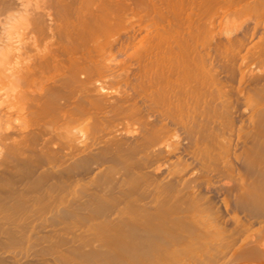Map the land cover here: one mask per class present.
<instances>
[{
	"label": "bare ground",
	"instance_id": "6f19581e",
	"mask_svg": "<svg viewBox=\"0 0 264 264\" xmlns=\"http://www.w3.org/2000/svg\"><path fill=\"white\" fill-rule=\"evenodd\" d=\"M0 264H264V0H0Z\"/></svg>",
	"mask_w": 264,
	"mask_h": 264
},
{
	"label": "rangeland",
	"instance_id": "374dc122",
	"mask_svg": "<svg viewBox=\"0 0 264 264\" xmlns=\"http://www.w3.org/2000/svg\"><path fill=\"white\" fill-rule=\"evenodd\" d=\"M12 22H13V23H12ZM12 22H11V23H12V24H11V25H12V26H11V27H12L11 30L13 29L14 32H15V30L17 29L16 26H18V25H17V23H16L15 21H12ZM14 22H15V23H14ZM14 24H15V26H14ZM14 28H16V29H14Z\"/></svg>",
	"mask_w": 264,
	"mask_h": 264
}]
</instances>
